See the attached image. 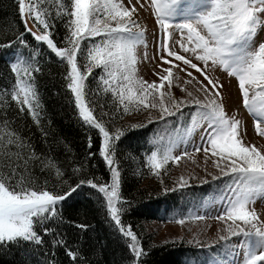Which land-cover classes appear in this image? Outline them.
<instances>
[{"label": "snow or ice", "instance_id": "6c2138e0", "mask_svg": "<svg viewBox=\"0 0 264 264\" xmlns=\"http://www.w3.org/2000/svg\"><path fill=\"white\" fill-rule=\"evenodd\" d=\"M44 2L18 0L25 31L30 32L36 41L45 43L66 64V86L74 95L79 117L86 125L97 129L102 138L98 151L110 172V182L81 180L66 193H57L37 186L24 176L17 178L15 168L8 174L0 171V246L19 244L21 241L41 245L44 241L39 228L43 235L53 236L54 246L66 247L62 233H57L47 222L59 221L57 206L81 185L87 184L102 194L111 220L126 238L133 264H140V258L146 255L131 226L121 221L124 200L120 193L121 171L116 159V142L126 131L123 128L110 131L102 120L97 119L95 110L86 100V81L95 69H101L103 74L99 76V81L102 90L111 93L120 106L118 111L122 109L124 114L157 109L159 118L163 120L178 113L184 115V108L194 109L189 113L190 122L182 126V132L152 151L147 157V164L159 177L169 163L179 164L185 157L193 159L187 151L180 155L174 153L181 144L190 142L194 131L203 128L205 135L201 140L205 143L195 147L194 151H202L213 160V166L219 171V175L212 176L213 180L221 176L231 178L227 186L231 195L223 197L222 210L213 217L225 225L214 244L224 242L230 249L229 255H242L239 264H264V220L250 207L258 194L264 197V151L243 142L240 121L230 118L225 112L219 90L223 86L209 74L211 65L213 69L218 67L228 76L236 78L243 105L255 118V130L258 135L264 136V41L256 42L258 31L264 27V0H197L195 4H187L185 0H146L165 37L160 42L161 70L155 73L159 82H149L138 75L140 61L137 49L141 45L146 46V40L145 30L134 15L139 11L136 4L144 6L142 0H136V4L129 0L128 6L123 0H69L68 5L61 0L56 15L69 18L63 47L54 42L49 31V13L41 7ZM177 17L181 22H174ZM28 18L35 22L37 32L27 28ZM173 28L179 32V39L175 41L172 39ZM96 37L103 39L99 43L85 44ZM20 42L25 43L23 39ZM173 46L180 51L174 50ZM78 57L83 63L78 61ZM193 59L201 62L203 67L194 63ZM181 64L186 67H181ZM189 68L203 76V80L188 71ZM174 69L185 72L189 79L183 82L184 85H192L195 92L201 95L181 86L180 77ZM12 71L16 74L12 100L21 111L26 109L38 123L37 109L40 104L32 73L39 68L33 69L18 58L12 65ZM173 87H180L185 95L176 97ZM144 126L130 125L129 130ZM9 146L22 148L24 144L7 122L0 123V149H8ZM91 146L90 138L89 148ZM16 159H22L20 154H16ZM24 163L26 165L27 160ZM45 166L55 168L57 176L62 175L54 161H47ZM188 183L184 176L177 181L180 188L188 186ZM188 219L200 221L206 216L194 214ZM175 222L184 225L186 219L180 218ZM78 227L83 229L87 226ZM234 237L240 238L239 241L228 245ZM214 244L207 247L211 248ZM66 254L72 261H76L79 255L78 251L71 249H67ZM209 264H221V261L214 259Z\"/></svg>", "mask_w": 264, "mask_h": 264}, {"label": "trees", "instance_id": "16d2710c", "mask_svg": "<svg viewBox=\"0 0 264 264\" xmlns=\"http://www.w3.org/2000/svg\"><path fill=\"white\" fill-rule=\"evenodd\" d=\"M191 1L197 2H187ZM60 2L45 0L41 7L49 13V31L54 42L63 47L69 18L56 15ZM62 2L68 5L69 0ZM21 39L25 43L22 44ZM102 39L96 37L85 44L99 43ZM0 45H9L0 47V123L7 122L24 144L22 148L9 146L0 149V171L8 174L15 168L17 178L24 176L37 186L57 193H66L81 180L110 182V172L98 151L102 138L97 129L86 125L79 117L73 95L66 86V64L45 43L36 41L30 32L25 31L18 0H0ZM18 58L33 69L39 68L32 73L40 104L38 123L12 100L16 82L12 65ZM78 61L83 63L80 57ZM102 74L101 69H95L88 77L86 100L95 110L97 119L102 120L110 131L116 128L126 131L116 142V159L121 171L120 193L124 200L121 221L131 226L146 252L140 258V264H208L209 259L219 253L220 245L211 248L195 246L185 239L183 233L171 228L177 224V219L185 218L187 222L190 215L198 214L200 208L209 203H204L206 198L226 176L213 180L208 176L215 170L197 167L200 173L187 176L188 186L180 188L177 185L179 177L183 176L180 162L169 163L159 177L147 164L152 151L182 132V126L190 122L189 113L194 109L184 108V115L178 113L163 120L159 118V111L153 112L152 109L124 114L122 109L118 111L120 106L111 93L102 90L99 81ZM130 125L145 126L129 130ZM16 154L22 159L17 160ZM49 160L55 162L61 176L56 175L55 168L45 166ZM196 163H192L194 170ZM202 166L206 168V162ZM202 170L208 175H200ZM204 180L208 182L203 183ZM57 207L61 219L47 223L57 233H62L66 247L54 246L53 236L43 235L42 229L38 228L43 244L21 241L0 246V264H133L126 238L118 232L102 194L96 189L81 185ZM78 225L87 227L82 229ZM163 225L165 229L159 230ZM67 249L78 251L76 261L69 258Z\"/></svg>", "mask_w": 264, "mask_h": 264}, {"label": "rangeland", "instance_id": "374dc122", "mask_svg": "<svg viewBox=\"0 0 264 264\" xmlns=\"http://www.w3.org/2000/svg\"><path fill=\"white\" fill-rule=\"evenodd\" d=\"M187 1H185V3L187 4H195L196 2V1H191V2H187ZM123 2L126 6H128L129 0H123ZM142 2L144 3V6L140 7L139 4H136V0H132V4H136V7L139 9L138 13L134 15V18L137 20V23L140 25V27L145 30V40H146V46L141 45L137 49V56L140 61L137 65L139 70L138 75L143 77L145 80L149 82L151 81L159 82L158 76L155 73L160 72L161 70L160 55L162 54V50L160 49V42H162L165 39V37L159 25L156 23V19L155 16L152 14L151 7L146 2V0H142ZM174 22H181V19L177 17L176 21ZM27 28L31 29L32 32L38 31V28L31 20V18L27 19ZM171 31L173 32V37H172L173 41L178 40L179 39L178 30L173 28ZM261 41H264V27H262L258 31L256 37L257 43ZM173 47L174 50L180 51L178 47L175 46ZM181 54L184 53L181 52ZM187 55L190 56L191 54H187ZM193 62L203 67L201 62L196 61L195 59H193ZM168 66L169 65H163V67H168ZM181 67H186V66L181 64ZM188 71H192L193 74L199 80H203V76H201L199 73H196L195 70L189 68ZM174 72L179 75L181 86H186L190 91H193L196 95H201V93L195 92V89L193 88L192 85H184L183 82L189 79V77H187L185 72H181L179 71V69H174ZM209 74L212 76L214 80H218L219 84L223 86L219 90L222 93V103L225 112L230 118H234L240 121V136L243 142L246 145H255L261 151H264V136L258 135L255 130V118L249 114V112L243 105L242 96L238 89L236 78L228 76L226 72L221 71L218 67L213 69L211 65L209 66ZM204 83L206 84L207 81H204ZM172 92L176 95V97L179 95V98L185 95V93L181 91L180 87H173ZM201 98L203 97L201 96ZM155 110L157 109H152L153 112H155ZM262 127H264V125H262ZM204 135L205 132L203 128L197 129L192 133L191 140L187 145L181 144L175 150L174 154L176 155H180L184 151H187L193 156V159H189L185 157L180 161V171L186 179L187 176L193 177L194 176L193 174L198 175L200 173V169H206L208 171L212 169L215 170L214 171L215 173L208 176L211 178L213 175H219V171L213 166L212 159L207 158L202 151L199 153H196L194 151L195 147L201 146L205 143V141L201 140V137ZM193 161L197 162L195 164L196 166L195 170L193 169L194 166L192 164ZM204 162H206L207 165L206 168H202ZM197 167H200V169ZM200 175L207 176L208 174L205 170H202V173ZM230 183H231V178L226 176V178L220 183L219 187L213 193L209 194V197L206 198L204 203L207 202L209 203H207V205L204 204V206L200 208V210L198 211L199 212L198 214L205 215L206 219L200 221H192L189 219L184 225H179V224L172 225L173 228H171V230L174 232L183 233L185 239L188 240L189 243L195 246L213 245L214 242L218 239V236L222 234L221 229L225 227L223 222L218 221L213 217L220 214L222 210L221 201L223 197L227 195H231L227 187ZM250 207H253L255 209L257 214H259L261 220H264V197H261L258 194L255 203L253 205H250ZM165 227L166 226L163 225L159 230L165 229ZM239 239L240 238L238 237L232 238V240L228 242V245L236 244L239 241ZM217 245H220L219 253H217L219 255H216L215 258L211 257L209 261L218 259L221 261V264H232L233 261L234 264H239L240 260L242 259V255L237 257H233L232 255H229L228 252L230 251V249L224 244V242L214 244V246Z\"/></svg>", "mask_w": 264, "mask_h": 264}, {"label": "bare ground", "instance_id": "6f19581e", "mask_svg": "<svg viewBox=\"0 0 264 264\" xmlns=\"http://www.w3.org/2000/svg\"><path fill=\"white\" fill-rule=\"evenodd\" d=\"M200 160H202V159H200ZM203 161H205V160H203Z\"/></svg>", "mask_w": 264, "mask_h": 264}]
</instances>
